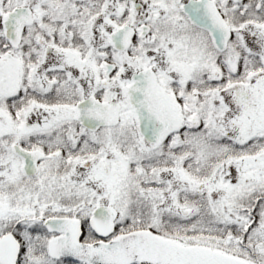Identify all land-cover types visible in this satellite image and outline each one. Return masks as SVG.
<instances>
[{"label":"snow or ice","instance_id":"6c2138e0","mask_svg":"<svg viewBox=\"0 0 264 264\" xmlns=\"http://www.w3.org/2000/svg\"><path fill=\"white\" fill-rule=\"evenodd\" d=\"M0 264H264V0H0Z\"/></svg>","mask_w":264,"mask_h":264}]
</instances>
